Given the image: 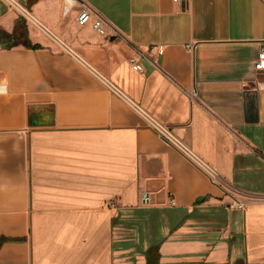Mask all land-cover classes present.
Instances as JSON below:
<instances>
[{
  "label": "crops",
  "instance_id": "1",
  "mask_svg": "<svg viewBox=\"0 0 264 264\" xmlns=\"http://www.w3.org/2000/svg\"><path fill=\"white\" fill-rule=\"evenodd\" d=\"M63 6L0 0V264H264V0Z\"/></svg>",
  "mask_w": 264,
  "mask_h": 264
},
{
  "label": "built area",
  "instance_id": "2",
  "mask_svg": "<svg viewBox=\"0 0 264 264\" xmlns=\"http://www.w3.org/2000/svg\"><path fill=\"white\" fill-rule=\"evenodd\" d=\"M72 6H73V0H64L63 12L67 13ZM76 22L80 26L90 23V26L93 30H95L100 34H103V28H102L103 21L99 18H92L91 11L86 7L81 8V10L79 11L76 17ZM130 63L134 70L137 71L140 70L139 65L135 63L134 59H131ZM254 69L257 75L261 72H264V43H262L259 49V53L254 65ZM251 84L254 86V88H259L261 86H264V82H262L257 78L253 80ZM106 85L113 93L120 95L114 86L110 85L109 83H106ZM145 120L147 121L149 127L160 138L165 139L166 141L174 145L177 149H179L181 152H183L185 155L189 156V153L186 150V148L177 139H175V137L172 136L170 131L164 125L148 117H146Z\"/></svg>",
  "mask_w": 264,
  "mask_h": 264
},
{
  "label": "trees",
  "instance_id": "3",
  "mask_svg": "<svg viewBox=\"0 0 264 264\" xmlns=\"http://www.w3.org/2000/svg\"><path fill=\"white\" fill-rule=\"evenodd\" d=\"M34 1L35 0H29V3L34 2ZM20 20H21V18L19 19V22L17 23L15 31L12 35L0 33V44L3 47H11V46H15L17 44L22 43L27 47L36 48L37 46H31L29 44V42L27 41L26 30H25L24 26H21ZM24 23H25V20H23V24ZM3 240H4L3 238H0V245L3 242ZM158 257H159V255L157 253V246L150 247L146 251V259H147L146 264H157Z\"/></svg>",
  "mask_w": 264,
  "mask_h": 264
}]
</instances>
